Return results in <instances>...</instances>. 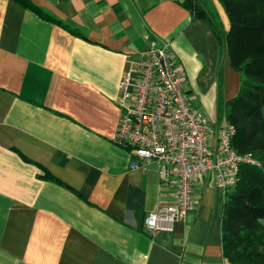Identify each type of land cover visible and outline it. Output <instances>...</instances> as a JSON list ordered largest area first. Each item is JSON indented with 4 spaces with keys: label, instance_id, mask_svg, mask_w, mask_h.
<instances>
[{
    "label": "crops",
    "instance_id": "crops-1",
    "mask_svg": "<svg viewBox=\"0 0 264 264\" xmlns=\"http://www.w3.org/2000/svg\"><path fill=\"white\" fill-rule=\"evenodd\" d=\"M30 1L82 36L0 0V264H230L212 178L171 232H147L174 189L161 165L130 168L113 140L124 72L164 43L191 106L220 124L239 76L209 25L183 0ZM197 2L227 29L216 0Z\"/></svg>",
    "mask_w": 264,
    "mask_h": 264
},
{
    "label": "built area",
    "instance_id": "built-area-1",
    "mask_svg": "<svg viewBox=\"0 0 264 264\" xmlns=\"http://www.w3.org/2000/svg\"><path fill=\"white\" fill-rule=\"evenodd\" d=\"M180 64L168 43L141 53L119 83L121 117L114 142L128 150L130 168L161 165L172 185L171 203L143 219L147 232H171L195 205V182L210 176L223 194L238 180L241 163L258 164L232 145V124L210 121L191 106Z\"/></svg>",
    "mask_w": 264,
    "mask_h": 264
},
{
    "label": "trees",
    "instance_id": "trees-1",
    "mask_svg": "<svg viewBox=\"0 0 264 264\" xmlns=\"http://www.w3.org/2000/svg\"><path fill=\"white\" fill-rule=\"evenodd\" d=\"M13 1L82 36L30 0ZM216 1L226 16V30L219 17L208 14L197 0H183L181 5L192 18L209 25L239 76L237 93L218 99V121L234 126L233 147L239 153H250L258 163L239 164L238 180L224 195L219 221L221 253L230 264H264V0Z\"/></svg>",
    "mask_w": 264,
    "mask_h": 264
},
{
    "label": "rangeland",
    "instance_id": "rangeland-1",
    "mask_svg": "<svg viewBox=\"0 0 264 264\" xmlns=\"http://www.w3.org/2000/svg\"><path fill=\"white\" fill-rule=\"evenodd\" d=\"M205 2H206V4H205L206 7L210 9V3L208 2V0H205ZM212 13H213V11L211 10V11H210V15H211Z\"/></svg>",
    "mask_w": 264,
    "mask_h": 264
}]
</instances>
